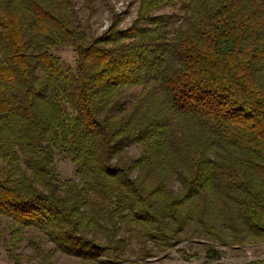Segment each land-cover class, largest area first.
Segmentation results:
<instances>
[{"label": "trees", "instance_id": "16d2710c", "mask_svg": "<svg viewBox=\"0 0 264 264\" xmlns=\"http://www.w3.org/2000/svg\"><path fill=\"white\" fill-rule=\"evenodd\" d=\"M81 10L0 0V215L63 250L118 220L264 240V0H139L101 36ZM55 153L81 184L58 179Z\"/></svg>", "mask_w": 264, "mask_h": 264}, {"label": "rangeland", "instance_id": "374dc122", "mask_svg": "<svg viewBox=\"0 0 264 264\" xmlns=\"http://www.w3.org/2000/svg\"><path fill=\"white\" fill-rule=\"evenodd\" d=\"M183 1L177 0V6ZM74 3L82 9L80 18L89 27V34L101 36L111 26V10L121 19L118 28H127L135 19L139 0H97L92 9L86 8L83 0H74ZM169 13L177 10L157 11V14ZM52 52L64 67L74 65L75 54L71 48L55 47ZM139 90L138 87L128 89L121 104L128 106ZM126 151L127 157L133 158L140 148L132 144ZM54 168L60 181L70 178L81 184L76 166L59 153H55ZM169 186L180 192L177 180H171ZM168 223L157 229L146 223L127 225L118 220L89 233L94 239L90 247L63 250L43 231L33 226L17 228L12 220L0 215V264H15L3 247L4 242L11 253L20 255V264H264L262 239L241 237L229 229L222 237H213L202 223L195 221L181 230Z\"/></svg>", "mask_w": 264, "mask_h": 264}]
</instances>
